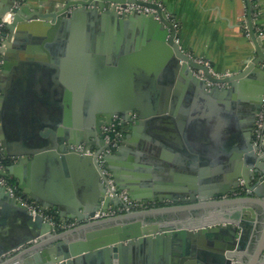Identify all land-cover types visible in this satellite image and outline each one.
Listing matches in <instances>:
<instances>
[{
    "label": "water",
    "instance_id": "1",
    "mask_svg": "<svg viewBox=\"0 0 264 264\" xmlns=\"http://www.w3.org/2000/svg\"><path fill=\"white\" fill-rule=\"evenodd\" d=\"M15 1L0 0V20L9 11L14 14L3 33L2 73L31 38L41 39L45 51L54 39L62 43L54 52L60 75L51 87L58 96V110L50 113L53 127L48 129L42 119H34L40 128L34 127L29 135L15 131V138L18 134L27 141L28 152L10 151L0 135L4 155L18 161L0 172L14 188L13 194L0 183V223L10 213L21 220L14 233L0 232V264H124L127 253L146 244L158 250L169 245L161 264H175L169 258L172 245L180 252L178 264H264V141L256 136L264 99V45L255 30L251 0H246L248 31L256 54L241 71L221 75L182 49L177 22L151 0H67L46 12H26L14 7ZM130 5L148 6L154 12L127 10ZM174 85L190 89L197 102L220 105L224 123L219 138L224 141L214 144L219 150V172L203 175L200 191L181 190L174 196L181 203L93 218L98 210L123 204L106 195L98 160L109 147L101 135L102 125L115 116L123 119L124 137L104 161L118 189L146 205L171 197L145 192L143 172L131 168L125 159L138 130H149L156 121L170 118L165 108L151 111L147 104L158 88ZM7 97L0 81V107ZM88 150L95 152L88 154ZM42 164L66 176L70 170L82 173L83 179L76 181L87 191L73 199L31 189L28 176L20 170L26 165L34 171ZM122 167L135 175L126 176ZM241 180L247 192L234 195ZM28 201L37 203L36 210L50 208L60 221L76 219L78 225L59 230L43 215H34Z\"/></svg>",
    "mask_w": 264,
    "mask_h": 264
},
{
    "label": "crops",
    "instance_id": "2",
    "mask_svg": "<svg viewBox=\"0 0 264 264\" xmlns=\"http://www.w3.org/2000/svg\"><path fill=\"white\" fill-rule=\"evenodd\" d=\"M66 1L23 0L20 6L26 12L33 10L46 12L62 6ZM154 1L160 2L172 20L177 22L178 42L182 49L192 56L207 60L215 74L239 72L246 66L248 59L256 54L254 43L247 34L248 6L246 0ZM252 1L255 2L252 5L254 24L264 30V0ZM43 43L41 39L31 38L24 44L19 57L14 59L11 66L7 67L1 75V81L7 89L8 97L0 107L2 120L0 135L2 134L4 140L6 136L3 127L6 125V134L10 139L6 142L12 152L30 151L24 138H15V131L29 135L34 127L40 128V122H34V119H42L44 126L51 129L55 119L50 117V113L58 110V96L52 93L51 87L60 75L58 55L55 53L62 42L54 39L46 46L49 51L42 49ZM68 43L70 46L71 42ZM12 89L16 94H21L20 98H26L23 107L19 105V102L14 105L11 99L14 93ZM51 93L52 97H50ZM192 94L190 89L181 85H174L171 89L158 88L149 96L147 107L151 111L165 108L164 114L170 118L156 121L155 126L149 130L144 128L138 130L131 139L132 150L125 162L131 168H139L143 172L142 177L145 176L144 182L147 189L144 191L152 197L171 196L164 198L162 202L158 200L149 202L152 205L181 203L176 202L174 196L180 194L183 189L200 191L203 186V175L214 176L221 168V164L217 162L219 150L214 145L224 141L219 138L224 123L220 105L209 106L202 101L197 102ZM38 95L41 97L44 95V98L36 99ZM136 120L138 117L134 118V121ZM206 125L210 127L208 135L205 133ZM3 150L4 148L1 147L0 153L6 157ZM6 158L9 160L6 167L18 162L14 157ZM29 158H32L30 154ZM204 160L210 161L205 163ZM44 164L34 171L29 170L26 165L20 170V173L28 176L27 182L31 189L46 194L58 193L63 197L73 199H77L80 194L87 191L83 190L76 181L78 179L79 182V177L83 179L82 173L70 170V175L66 176L64 172L54 167H46ZM121 170L128 177L135 175L132 169L122 167ZM11 177L14 176L11 175ZM55 213L57 214V211ZM0 224L2 235H9L20 227L21 220L14 213H10ZM57 229L62 230L58 227ZM162 246L164 248H159L160 250L153 244L137 247L132 253H127L123 263L161 264L165 261L166 250L169 248L168 244ZM171 248L170 261L178 264L180 252L177 245H172ZM159 251L161 253L158 256ZM183 264L202 263L189 261Z\"/></svg>",
    "mask_w": 264,
    "mask_h": 264
},
{
    "label": "built area",
    "instance_id": "3",
    "mask_svg": "<svg viewBox=\"0 0 264 264\" xmlns=\"http://www.w3.org/2000/svg\"><path fill=\"white\" fill-rule=\"evenodd\" d=\"M22 1L23 0H16L14 7L20 6ZM151 1L159 3L162 6V4L160 2H157L154 0H151ZM131 8H135V9L141 10L142 12H146V13L154 12L153 8L148 7V6H144V5H130V7L127 10H130ZM13 15H14L13 12L9 11L0 20V63L2 61L1 56L3 54L2 48L4 47L3 33L5 31V28H6L5 24L12 20ZM255 30L258 33V36L263 41L264 30L259 26H255ZM247 34L250 35L249 31L247 32ZM195 59L198 60L199 62L204 63L212 71L211 64L207 60L199 59L197 57H195ZM197 74L199 76H203L202 71H198ZM136 117H137L136 115H132L133 120ZM122 120L123 119L120 116H115L110 123H104L102 125L101 135H102V138H103L105 144L109 145V147H106L100 153V155L98 156V160H99L100 165L102 167L104 182L106 185V195L110 198L117 197L118 199H120L122 201L123 204L120 206L110 205V207L108 208L107 211L98 210V211H96L93 218H102V217H106V216H113V215L123 213V212L129 211V210H139V209L145 208L146 206L151 205L150 203H148L146 205L142 201L134 200L128 195L126 190L118 189L111 170L109 168H107V166L105 165L104 156L106 154L112 153L113 148L119 147L122 140H123L124 135H123V132L121 130ZM256 123H257L256 124L257 139L264 141V99H263V109L259 113ZM77 149L82 150L83 146H78ZM94 152H95L94 150H88L87 151L88 154H93ZM4 158H6V157H3L2 154H0V172L3 171L7 165L3 161ZM0 183L6 185L14 194V188L10 185L9 180L6 177L2 176L1 174H0ZM246 192H247V189L244 186V181L241 180L240 189H239V191L235 192L234 195H241V194H245ZM27 204L32 209L34 215H37V214L43 215L47 220L51 221L53 224H55L58 228H60L62 230L69 229V228H72V227L78 225V221L76 219H65L63 221H60V220L56 221L52 217V215L50 213L51 210L49 208H44V209L40 208L39 210H36V207H38V205L36 203L28 201Z\"/></svg>",
    "mask_w": 264,
    "mask_h": 264
},
{
    "label": "rangeland",
    "instance_id": "4",
    "mask_svg": "<svg viewBox=\"0 0 264 264\" xmlns=\"http://www.w3.org/2000/svg\"><path fill=\"white\" fill-rule=\"evenodd\" d=\"M5 38V37H4ZM1 59H2V61H1V63H0V81L2 80V77H1V75L3 74L2 73V64H3V61H4V59H3V54H2V56H1ZM2 82V81H1ZM14 89V88H13ZM12 89V90H13ZM13 92H14V90H13ZM21 97V94H16V92H14L13 94H12V101H13V103H14V105L16 104V102H19V105H22L21 107H23V104L25 103V97H23V98H20ZM37 98L36 99H40L39 97H41L40 95H38V96H36ZM41 98H44V95L41 97ZM22 99V100H21ZM35 99V100H36ZM38 102L39 101H41V100H37ZM20 107V108H21ZM18 118H19V116H18ZM2 122V120H1V118H0V123ZM22 134H23V132H22ZM20 136V135H19ZM18 136V134H17V138L16 139H19L20 137ZM1 147H2V141H1V139H0V150H1ZM3 148V147H2Z\"/></svg>",
    "mask_w": 264,
    "mask_h": 264
},
{
    "label": "trees",
    "instance_id": "5",
    "mask_svg": "<svg viewBox=\"0 0 264 264\" xmlns=\"http://www.w3.org/2000/svg\"><path fill=\"white\" fill-rule=\"evenodd\" d=\"M254 3H255V2L252 1V5H253ZM0 154H1V153H0ZM3 161H4V163H6V164L9 162L8 158H4ZM50 213H51L52 217L54 218V220H56V221L59 220V218H58V216H57V214H56L55 212L51 211Z\"/></svg>",
    "mask_w": 264,
    "mask_h": 264
},
{
    "label": "bare ground",
    "instance_id": "6",
    "mask_svg": "<svg viewBox=\"0 0 264 264\" xmlns=\"http://www.w3.org/2000/svg\"><path fill=\"white\" fill-rule=\"evenodd\" d=\"M34 36H35V35H34ZM35 39H36V38H35ZM3 130H4V131L7 130L6 125H4ZM4 140H7V137H4Z\"/></svg>",
    "mask_w": 264,
    "mask_h": 264
},
{
    "label": "flooded vegetation",
    "instance_id": "7",
    "mask_svg": "<svg viewBox=\"0 0 264 264\" xmlns=\"http://www.w3.org/2000/svg\"><path fill=\"white\" fill-rule=\"evenodd\" d=\"M123 129V127H121V130ZM150 206H152V204L150 205Z\"/></svg>",
    "mask_w": 264,
    "mask_h": 264
}]
</instances>
